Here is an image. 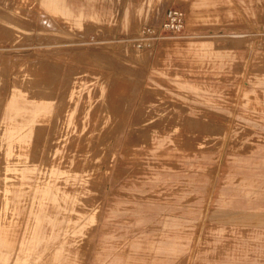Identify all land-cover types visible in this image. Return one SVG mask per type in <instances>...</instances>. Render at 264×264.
Returning a JSON list of instances; mask_svg holds the SVG:
<instances>
[{
  "label": "rangeland",
  "instance_id": "374dc122",
  "mask_svg": "<svg viewBox=\"0 0 264 264\" xmlns=\"http://www.w3.org/2000/svg\"><path fill=\"white\" fill-rule=\"evenodd\" d=\"M170 8L183 31L137 46ZM152 95L175 98L190 123L160 166L146 229L127 237L114 220L147 156L132 146ZM49 120L85 146L80 190L47 228L21 184L45 165V135L34 139ZM247 204L264 208V0H0V230L39 224L32 251L0 253V264H264L255 217L230 220Z\"/></svg>",
  "mask_w": 264,
  "mask_h": 264
},
{
  "label": "crops",
  "instance_id": "0c3cea01",
  "mask_svg": "<svg viewBox=\"0 0 264 264\" xmlns=\"http://www.w3.org/2000/svg\"><path fill=\"white\" fill-rule=\"evenodd\" d=\"M137 89L131 99L128 119L142 88L138 87ZM145 108L146 110L140 113L138 135L132 149L145 150L147 156L136 164L140 171L127 173L120 206L114 220L115 227L124 230L127 237H133L139 230L146 229L142 218L150 214L149 207L153 205V194L159 187L157 177L161 173L160 166L172 160L174 151L180 144L185 123L187 121L190 123V119L186 116V109L178 104L173 97L152 95L148 98ZM109 176L108 173L107 181ZM262 207L255 208L257 211L251 213L249 209L253 208L252 205L240 206L235 215L231 214V223L244 225L254 216L255 224L253 226L257 230H264V208L261 209ZM260 250L264 251V242H262Z\"/></svg>",
  "mask_w": 264,
  "mask_h": 264
},
{
  "label": "bare ground",
  "instance_id": "6f19581e",
  "mask_svg": "<svg viewBox=\"0 0 264 264\" xmlns=\"http://www.w3.org/2000/svg\"><path fill=\"white\" fill-rule=\"evenodd\" d=\"M60 106H61L60 108L63 109L64 103H62ZM38 108H39L38 104H36L35 110H37ZM120 114L121 113H119V115ZM124 117H125V113L124 116H122V118L124 119L123 121L125 122L126 117L125 118ZM55 125L58 127V125L54 120L52 121L49 120L46 123L42 124L40 127H38L37 131H35V133H37V136L34 139L35 145H38L40 143V139L42 138V135H45L43 139L44 140L43 146L46 147V150H45L44 158L42 157L44 159V161L42 162H44L45 165L39 168L40 171L37 176L35 177L33 176V178L31 177L30 178L31 180L29 179V182L27 181L28 183L25 182L21 184L22 188L26 187L28 189H33V193H34L33 199H38L39 212L45 211L46 213L47 225H48L47 228L52 223V219H53L51 210L64 207L66 202L65 199L68 197L67 194L75 193L80 190V187L74 181H76L78 173L81 170H83V164L81 163V160L78 158L80 155L78 154V152L80 151L79 149L83 145L81 143L82 138L78 136L79 138L78 139L76 136H72L70 137V140L68 142V135L65 132L61 134L59 130L55 129ZM21 128L22 126L19 127L18 129L20 130ZM18 139L20 140L19 143H21V137H19ZM79 141L81 143V146L78 144ZM42 142L43 141H41V144ZM90 145L91 148L93 149L96 148V145L94 143ZM83 146H85V144ZM26 150L27 149H25L24 151ZM85 152H89V150L87 151L85 150ZM94 158L95 156L93 157V159ZM35 161L36 159L33 158L32 162ZM36 166L37 165H34L33 168L35 169ZM61 170H66L70 172L74 171V174L68 175L67 177L54 176L56 172H58L59 174ZM82 176H83L82 180H84L85 176L87 177L88 174H84ZM40 190L42 191V194L41 195L38 194L39 198H37V193ZM74 196L77 198L78 195H74ZM7 222H4V224L1 227L2 229L0 230L1 232L0 240L2 244L0 245L1 255H3L4 252H9V251L10 252L15 251L17 255L22 254L24 252L30 253L37 244V241L39 240L38 232L36 231L39 224L37 223L35 225H31L29 223H26L25 225L20 224L19 227H13L11 225L12 227L9 228V224H8L9 222L8 223ZM10 237H12V239H8Z\"/></svg>",
  "mask_w": 264,
  "mask_h": 264
},
{
  "label": "built area",
  "instance_id": "2783aa9c",
  "mask_svg": "<svg viewBox=\"0 0 264 264\" xmlns=\"http://www.w3.org/2000/svg\"><path fill=\"white\" fill-rule=\"evenodd\" d=\"M185 25V16L182 10L170 8L165 13L164 19L159 27H147L143 29L137 41V46L150 47L154 42L160 40L166 33L179 34L183 31Z\"/></svg>",
  "mask_w": 264,
  "mask_h": 264
}]
</instances>
